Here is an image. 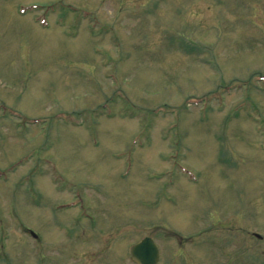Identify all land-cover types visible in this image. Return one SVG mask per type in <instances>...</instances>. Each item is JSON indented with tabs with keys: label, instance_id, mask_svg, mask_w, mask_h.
<instances>
[{
	"label": "rangeland",
	"instance_id": "374dc122",
	"mask_svg": "<svg viewBox=\"0 0 264 264\" xmlns=\"http://www.w3.org/2000/svg\"><path fill=\"white\" fill-rule=\"evenodd\" d=\"M144 238L264 264V0H0V264Z\"/></svg>",
	"mask_w": 264,
	"mask_h": 264
},
{
	"label": "water",
	"instance_id": "95a60500",
	"mask_svg": "<svg viewBox=\"0 0 264 264\" xmlns=\"http://www.w3.org/2000/svg\"><path fill=\"white\" fill-rule=\"evenodd\" d=\"M129 254L136 264H157L158 262V250L153 241L148 238L132 246Z\"/></svg>",
	"mask_w": 264,
	"mask_h": 264
}]
</instances>
